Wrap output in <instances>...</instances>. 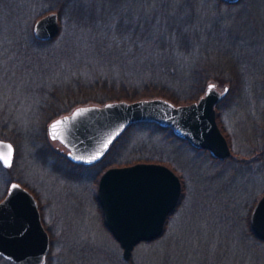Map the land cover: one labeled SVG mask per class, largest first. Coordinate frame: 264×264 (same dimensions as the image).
I'll return each mask as SVG.
<instances>
[{
    "label": "rangeland",
    "instance_id": "374dc122",
    "mask_svg": "<svg viewBox=\"0 0 264 264\" xmlns=\"http://www.w3.org/2000/svg\"><path fill=\"white\" fill-rule=\"evenodd\" d=\"M167 1L169 7L179 3V0ZM216 1L222 5L208 3L204 8L196 9L200 28L187 31L209 46L207 55H200L197 49L176 61L186 67V77H189L187 70L197 65L209 68L208 72L205 70L207 80L214 82L219 90L228 86L226 80L231 74L239 78L235 100L222 101L219 109L216 107L217 120L229 138L232 155L217 158L209 150L195 148L189 141L172 137L169 132L139 128L129 133L120 154L133 161L156 155L154 157L172 168L182 181L181 197L168 216L161 236L137 243L129 260L124 259L119 241L104 223L97 198L101 175L89 168L83 176L68 177L64 173L68 166L64 156L68 157V148L60 140L50 137L48 125L53 120L42 121L38 112L36 114L40 88L48 85L50 89L52 84L47 81L48 74L45 82L39 85L21 87L13 76L18 74L15 66L7 59L0 60V139L10 140L15 147L13 165L7 168L0 162V200L12 180L24 182L33 190L51 238L46 264H264V240L254 236L248 223L254 205L264 193V0H240L235 4ZM163 2L89 0L85 6L77 0H37L25 16L23 30L29 36L31 22L44 11L45 14L56 11L60 19L59 33L47 41L56 39L60 32L63 34L76 21L88 17L119 23L146 20L145 24L152 28L157 24L152 25L155 17L150 16L160 15ZM161 22V29L166 30L163 17ZM142 30L144 28L133 29L124 37H138ZM96 32L100 38L109 34L108 31ZM6 34L0 31V46H3ZM110 35L109 42L96 40L102 45L97 54L101 60L97 61L96 56L93 65L77 63L67 74L71 79L69 83L77 80L89 83V80L109 74L103 71L105 65L120 67L123 74H127L128 66L136 63L151 66L161 59L155 52L144 51L147 49L142 47V40L126 42L124 37L116 40L113 33ZM169 56H164V67L160 65L161 68H170L166 65L172 60ZM171 66L184 70L175 64ZM148 72L144 73L147 75L144 78L156 85H153L154 90L165 87L187 95L196 91L194 84L182 75H171V78L161 71ZM37 75L38 72L32 71L22 77L28 80ZM140 76L135 78L142 79L143 73ZM53 77L61 78L58 74ZM152 130L157 127L152 126ZM44 145L62 153L58 154L61 160L48 157L45 150L42 151ZM0 264L16 263L0 254Z\"/></svg>",
    "mask_w": 264,
    "mask_h": 264
},
{
    "label": "water",
    "instance_id": "95a60500",
    "mask_svg": "<svg viewBox=\"0 0 264 264\" xmlns=\"http://www.w3.org/2000/svg\"><path fill=\"white\" fill-rule=\"evenodd\" d=\"M221 1L235 4L240 0ZM59 21L56 11L43 14L33 25L34 37L41 41L54 38L60 31ZM226 91L227 87L219 90L210 82L198 101L187 104L153 97L81 105L54 119L48 132L68 148L67 156L72 161L93 164L131 123L155 121L161 127H172L176 136L193 147L224 159L232 155V150L218 123L216 103ZM56 121L62 123L53 131L51 125ZM8 146L12 150L10 163L0 159L7 168L13 165L15 147L10 140L0 139V155L8 156ZM181 193L179 175L160 162L111 166L101 174L97 198L104 223L119 241L124 259L131 258L137 243L161 236ZM249 223L254 236L264 240V193L254 205ZM50 248V233L43 223L38 199L20 181L12 180L0 200V254L16 264H46Z\"/></svg>",
    "mask_w": 264,
    "mask_h": 264
},
{
    "label": "trees",
    "instance_id": "16d2710c",
    "mask_svg": "<svg viewBox=\"0 0 264 264\" xmlns=\"http://www.w3.org/2000/svg\"><path fill=\"white\" fill-rule=\"evenodd\" d=\"M163 1L159 10L160 15L150 16L155 17L152 25H157L153 26L154 28H151L150 24V27L145 24L146 20H141V22L134 21L133 23H119L114 21L105 22L103 20H96L88 17L83 21H76L73 26L69 30L64 31L63 34L60 32L56 39L45 42L37 40L33 35V25L40 16L45 14V11L37 14L36 19L31 22L29 30L30 37L27 36L25 30H23L26 19L25 16L29 15V9L34 7L37 0H0V31L7 32L5 39H2L4 44L0 46V60L3 61L7 59L15 66L18 74H13V76L17 80V85L21 87L22 85L28 88L30 86H35V84L39 85L42 81L45 82V75L48 74L49 77L47 81L52 84L50 89L48 85H45V88H40V101L36 111V114L38 112V117L42 121L54 120L72 112L76 107L81 105H103L110 101H134L155 96L166 97L175 103L197 100L203 94L208 81L211 82V80H207V76L205 75V70L209 68L205 69L203 68L204 65H197L187 70L189 77H186L184 76L186 67L182 66L184 65L183 63H179L176 60H181L187 53L194 52L197 49L200 50V55H207L209 46L206 44L204 45L199 36H197L198 39L196 41V35L187 33V31L189 29L193 31L200 28L196 15L199 13V11H197L198 7L204 8L208 3H215L217 1L179 0L177 1L179 3L173 7L167 5V0ZM217 3L220 6L222 5L220 1ZM164 16H166L169 21H167ZM162 17L163 20L166 21L163 24L166 26V30L161 29V23L163 22H161ZM186 19H189L188 22ZM2 22H4L3 25ZM141 28H144V30H142V33L140 32L138 37H136L137 35L128 38L124 37L127 32L133 29L140 31ZM96 31H108L109 34H103L100 38ZM111 33L117 37L116 40H121L123 37L126 42L129 40H142V47L147 49L144 51L157 53L160 56L159 58H161L160 61L152 64L151 66L153 68L149 65L139 63L128 66L129 70L126 72L127 74H123L120 67L108 68L105 65L103 66V71L109 74L89 80V83H83L80 80L69 83L71 79L67 78V74L74 69L77 63L82 61L86 66L93 65L96 56L97 61L101 60V57L97 54L102 48V45L97 44L96 40H105V42H109L111 40ZM114 36H112V38H114ZM143 54H145V52ZM165 55H170L169 57L172 58V60H169L170 64L168 62L166 63L167 66H170L169 69L161 68L164 67L163 58ZM173 57L176 59L173 60ZM173 64L178 65L184 70L179 71V68L174 69L171 66ZM158 67H160V69ZM32 71L38 72L35 78L26 80L22 77H25ZM150 71L152 73L161 71L167 73L169 77H171V75L175 77L182 75L187 78L186 81H190L194 84L196 91L194 93L190 92V94L187 95V93H175L165 87L163 90H154L153 85H156L149 82L151 80H146V78H144V76H147L144 73H150ZM142 73L143 78L137 80L135 77H141L140 75H142ZM54 74L60 75L61 78L53 77ZM207 75L208 78L211 77V75ZM233 76L234 75L231 74V77L226 80L228 82V86H226L227 91L216 103L218 109L222 101L230 102L235 100L237 96L236 93L240 80L236 76L232 78ZM200 87H202L201 90ZM154 125L157 127V130H152V126ZM139 128L147 129L151 132H169L172 137L176 136L172 127H161L155 121L133 122L114 140L104 156L93 164L86 165L76 163L64 155L65 161L68 164L64 173L68 177L74 179L78 178V176H83L84 171L90 168L92 171L96 170V175L98 174L100 176L107 168L115 164H129L139 160L159 162L160 159L154 157L156 155L153 154L136 158L134 161L120 154V148L126 145L125 142L129 138V133L133 129ZM179 139L182 140L181 138ZM44 150L48 157L61 160L59 159V155H62V153L51 150L48 145H44L42 151ZM22 183L30 188L26 183ZM30 190L33 191L31 188ZM249 220L250 217L248 223Z\"/></svg>",
    "mask_w": 264,
    "mask_h": 264
},
{
    "label": "snow or ice",
    "instance_id": "6c2138e0",
    "mask_svg": "<svg viewBox=\"0 0 264 264\" xmlns=\"http://www.w3.org/2000/svg\"><path fill=\"white\" fill-rule=\"evenodd\" d=\"M78 3H82L83 5L87 6L89 4V0H77ZM77 115H79V113H77ZM62 123V121H56L55 123H53L51 125V129L53 131H55V129L57 128V126ZM11 146H8V156H3L0 155V159L4 160L5 164H9L10 163V156H11ZM13 188H15V185L12 186Z\"/></svg>",
    "mask_w": 264,
    "mask_h": 264
}]
</instances>
